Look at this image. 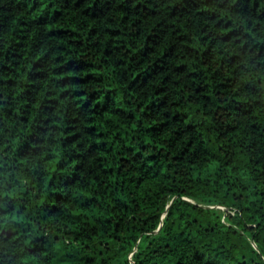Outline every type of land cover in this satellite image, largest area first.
<instances>
[{
    "label": "trees",
    "instance_id": "1",
    "mask_svg": "<svg viewBox=\"0 0 264 264\" xmlns=\"http://www.w3.org/2000/svg\"><path fill=\"white\" fill-rule=\"evenodd\" d=\"M0 264H264V0H0Z\"/></svg>",
    "mask_w": 264,
    "mask_h": 264
}]
</instances>
